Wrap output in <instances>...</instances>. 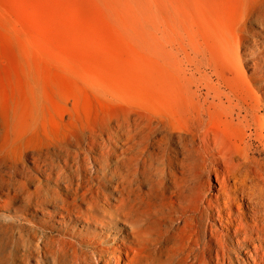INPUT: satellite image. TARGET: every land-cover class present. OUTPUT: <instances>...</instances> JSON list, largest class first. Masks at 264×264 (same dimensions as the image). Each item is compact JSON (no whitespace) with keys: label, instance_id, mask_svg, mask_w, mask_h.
<instances>
[{"label":"rangeland","instance_id":"rangeland-1","mask_svg":"<svg viewBox=\"0 0 264 264\" xmlns=\"http://www.w3.org/2000/svg\"><path fill=\"white\" fill-rule=\"evenodd\" d=\"M211 88L264 104V0H0V207L13 186L35 191L43 146L120 135L125 121L154 141L138 169L162 201Z\"/></svg>","mask_w":264,"mask_h":264},{"label":"bare ground","instance_id":"bare-ground-1","mask_svg":"<svg viewBox=\"0 0 264 264\" xmlns=\"http://www.w3.org/2000/svg\"><path fill=\"white\" fill-rule=\"evenodd\" d=\"M242 96L206 91L207 110L179 135L180 176L157 203L137 160L150 161L154 141L128 122L120 135L43 146L35 191L13 186L0 207V264H264V104Z\"/></svg>","mask_w":264,"mask_h":264}]
</instances>
